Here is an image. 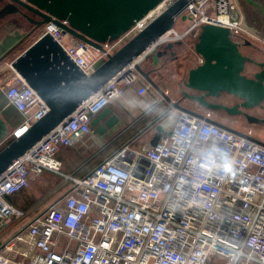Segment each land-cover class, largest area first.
Segmentation results:
<instances>
[{
	"label": "built area",
	"instance_id": "obj_1",
	"mask_svg": "<svg viewBox=\"0 0 264 264\" xmlns=\"http://www.w3.org/2000/svg\"><path fill=\"white\" fill-rule=\"evenodd\" d=\"M174 0H162L101 51L45 23L67 57L90 74L108 53L143 29ZM172 29L108 79L74 111L0 173V233L22 216L6 196L45 171L63 176L69 189L0 243V264H264V145L184 110L154 145L120 146L81 177L63 173L60 147L83 153L96 143L91 120L139 84L136 65L168 42H194L200 28H226L240 45L253 33L239 25L233 0H198ZM0 92L22 117L8 139L19 137L48 108L12 60L0 66Z\"/></svg>",
	"mask_w": 264,
	"mask_h": 264
},
{
	"label": "water",
	"instance_id": "obj_2",
	"mask_svg": "<svg viewBox=\"0 0 264 264\" xmlns=\"http://www.w3.org/2000/svg\"><path fill=\"white\" fill-rule=\"evenodd\" d=\"M161 1L0 0L4 4L3 12L9 7L11 9L7 12H13L32 21L29 35L45 23L52 21L61 27L63 33L101 51H104L103 44L111 43L119 38L135 21L142 18ZM195 1L198 0H174L143 29L112 53H108L88 75L78 69L49 35L36 37L13 59V66L46 104L48 110L24 133L10 141L8 139L10 130L0 116V173L71 114L82 101L97 91L108 79L141 54L153 40L170 32L178 17L186 19L182 12L188 3ZM234 2L241 15L239 25L264 39V0H234ZM26 12L33 14L35 18L28 16ZM181 44V41L168 42L155 52L156 56L162 58L168 51L173 54V47ZM241 47L230 38L226 28L210 24L202 25L197 39L191 44L190 51L180 52L183 56L174 66L180 71L184 68L185 62H190L192 57L198 59L197 63L187 70L186 77L182 80L184 88L181 91V97L176 101H172L160 89L148 71H144L140 65H136V70L149 84L151 90L159 93L169 104L163 115L171 109L184 110L264 145L249 134L229 128L198 111L181 105V102L187 99L209 111L221 110L229 116L241 115L248 123L264 124V59L242 53ZM223 96L229 97L228 104L218 101ZM254 107H258L257 113L260 117L249 112ZM109 113L106 107L90 124L92 132L100 136L102 140L112 135L116 138L123 134L122 121L114 114L107 117ZM106 117L105 123L97 127L93 126L98 120ZM159 118H156L152 124ZM149 127L150 125L145 127L141 133ZM155 130L154 137L148 141L150 145H154L160 134L164 133L160 125H156ZM130 142L132 140L128 143Z\"/></svg>",
	"mask_w": 264,
	"mask_h": 264
},
{
	"label": "crops",
	"instance_id": "obj_3",
	"mask_svg": "<svg viewBox=\"0 0 264 264\" xmlns=\"http://www.w3.org/2000/svg\"><path fill=\"white\" fill-rule=\"evenodd\" d=\"M3 6L4 4L0 2V58L5 56L2 61L14 59L35 40L33 39L32 41H27L29 38L28 31L30 30L31 25L28 22L26 25L25 19L13 12H3ZM188 24L189 20L187 18L182 19L178 17L175 21L173 29L175 31L181 32L188 26ZM253 35L254 37H247L244 40V42L241 44V51L242 53L251 57L257 59H264V39L260 38L254 33ZM176 46V49H178L179 52L185 53L186 51H190L189 41L182 42L181 45ZM197 60L198 59H196L195 57H192L191 61L188 63L185 62L184 68H181L180 71H178L174 67L176 65L175 61L167 59L165 60V62H162V59L157 57L155 53L153 55L148 56L140 64V67L144 71L149 72V75L156 81L160 89H162L165 94L171 98L172 101H176L181 97V91L184 88L182 85V80L185 79L187 70L191 66L195 65L197 63ZM143 83L146 84L147 82L141 78L139 80V84ZM178 83L181 84L180 88L178 86ZM218 101H222L227 104L230 102L229 97L226 96L220 97ZM181 105L193 111H198L199 113L208 116L212 120H221L223 118H235L226 115L221 110L209 111L207 109H204L203 107H200L195 102L189 101L187 99H184L183 102H181ZM168 107L169 104L165 102V100L161 97V95H159V93H156L155 91L151 90V87L149 88L148 94L144 97H138L136 95V85L133 87H128L124 91L122 97L114 99L108 105L110 113L107 117L114 114L120 121H122L123 125L121 129L123 131V134L116 138H113L114 135H112L111 137L105 140H102L100 136L95 135L97 137L96 143L90 149L86 150L83 153L74 151L70 147H60L55 154V158L60 161L62 172L81 177L85 174L82 172L83 167H86L88 164L96 165L98 162L102 161L104 157L106 158L107 155L112 153L120 146L127 144L131 140L132 142L130 143V145L133 147H136V145H134V141L139 137L146 139L143 144H141V146L148 144V141L152 137H154L156 133V125H160L164 130V133H167L169 130L167 115L172 111L176 110L171 109L169 112L163 115V113L168 109ZM0 116L7 123V126L10 131L17 127L22 121V117L19 112L14 107L7 105L6 100L1 92ZM96 116L91 120V122L95 121V119L97 118ZM107 117L98 120L93 126L97 127L101 123H105ZM156 118L159 119L154 122V124H152ZM149 125L150 127L146 131L141 133V131ZM257 129L260 128L253 127L244 123L243 129L238 131L249 134L251 137L264 143V131L261 132ZM124 139H127L128 141L125 142L123 141ZM41 176H45L47 180L51 181H53L52 177L60 178V181L54 182L49 190L52 195H55V199L62 196L69 189V181H67L63 176L48 171L43 172L39 176L31 179L27 187L6 196V200L12 206H14L16 209L23 213L22 216H24L25 211L20 208V206H17L16 203H19L25 196L31 195V185L33 182L44 183L46 181L44 178H41ZM52 201L53 197L51 202ZM47 206H43V208L40 209V212H42L41 210L46 208ZM38 212L39 210L37 212H33L34 214H31V216H29V218L19 226H17V224L15 226L12 225L19 221L22 216L12 222L10 225L8 224V226L0 233V243L4 239H7L13 233H15L34 215L38 214Z\"/></svg>",
	"mask_w": 264,
	"mask_h": 264
},
{
	"label": "rangeland",
	"instance_id": "obj_4",
	"mask_svg": "<svg viewBox=\"0 0 264 264\" xmlns=\"http://www.w3.org/2000/svg\"><path fill=\"white\" fill-rule=\"evenodd\" d=\"M25 22H26V25H27L28 21L26 19H25ZM10 24H14V23H10ZM26 28H27V26H26ZM31 28H32V26H31ZM31 28H30V30H31ZM40 29H41V27L39 29H37L36 32H33L32 35H29V38H28L27 41H32L33 39H35L37 37V33L40 31ZM188 41H189V48H190L192 42L190 40H188ZM182 56L183 55L180 54L179 51H177L178 62H180ZM2 62L3 61L0 62V66H1ZM180 85L181 84L178 83L179 88L181 87ZM254 114H256L255 116L260 117V115H258V113H254ZM175 117H176V111H172L171 113H169L167 115V119H168V123H169V125H168L169 129L174 125ZM241 121H242V119H241ZM247 125L260 128V129H257L258 131H261V132L264 131V124L247 123ZM145 140L146 139H144L142 137H139V138H137L134 141V145L141 146V144H143V142ZM147 140H149V139H147ZM123 141L127 142L128 140L124 139ZM109 155H107V157ZM104 158L102 160H104ZM93 166H94L93 164H91V165L88 164L86 167H83L82 172L86 174V172H88ZM78 176H81V175H78ZM41 178H44L46 181L44 183H35V182H33L32 185H31V188H32L31 192H30L31 195L25 196L19 203H16L17 206H20V208H22L25 211V213H24V216H22L21 219L19 221H17L16 223H14V225H12V226H15L16 224H17V226H19L20 224L25 222L29 218V216H31V214H34L33 212H37L38 210L40 212V209L43 208V206L49 205V203L52 200V197H53V201L55 200V195L54 194L52 195V193H50L49 190H50V187L53 185L54 182H59L60 181V178L52 177L53 181L47 180L45 176H41ZM48 192H49V194H48ZM44 209H42L41 211H43ZM219 260H220L219 257H213L211 259L210 263L211 264H223L224 263V260H222L221 262Z\"/></svg>",
	"mask_w": 264,
	"mask_h": 264
},
{
	"label": "flooded vegetation",
	"instance_id": "obj_5",
	"mask_svg": "<svg viewBox=\"0 0 264 264\" xmlns=\"http://www.w3.org/2000/svg\"><path fill=\"white\" fill-rule=\"evenodd\" d=\"M4 7V6H3ZM6 9H11L9 7H7ZM8 10H5V12H7ZM28 16L32 17V18H35V16L29 12H26ZM23 19H26V18H23ZM28 20V22L31 24V26L33 25L32 21H30L29 19H26ZM176 45L173 47L172 51H173V54H170L171 51H168L167 53H165V55L161 58L162 59V62L165 60H172V61H175L177 62L178 61V57H177V49H176ZM259 111L258 107H254L252 109L249 110V112L253 115H256L254 113H257ZM230 117H235L234 119H227V118H223L221 120H214L218 123H221L229 128H232V129H235V130H242L243 127H244V123H248L246 121V119L244 117H242L241 115H230ZM242 119V121H241Z\"/></svg>",
	"mask_w": 264,
	"mask_h": 264
},
{
	"label": "trees",
	"instance_id": "obj_6",
	"mask_svg": "<svg viewBox=\"0 0 264 264\" xmlns=\"http://www.w3.org/2000/svg\"><path fill=\"white\" fill-rule=\"evenodd\" d=\"M4 57H5V56H3V57L0 58V62L3 60ZM9 141H10V139H9ZM9 141H7V142H9Z\"/></svg>",
	"mask_w": 264,
	"mask_h": 264
}]
</instances>
